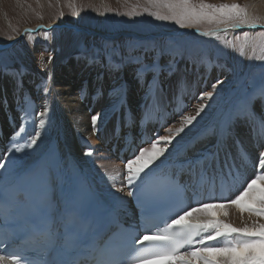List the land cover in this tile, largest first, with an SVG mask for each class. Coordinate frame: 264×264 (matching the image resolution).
Listing matches in <instances>:
<instances>
[{
  "label": "bare ground",
  "instance_id": "6f19581e",
  "mask_svg": "<svg viewBox=\"0 0 264 264\" xmlns=\"http://www.w3.org/2000/svg\"><path fill=\"white\" fill-rule=\"evenodd\" d=\"M257 3H261L260 6L264 10V0H253L246 12L248 18H251L253 9L258 7ZM249 21L255 26L245 24L240 28H231L221 25L212 30L234 34L243 30L264 29V24L262 26L251 19ZM40 26L25 28L8 43L0 44L1 52L21 42L25 36L22 34L26 31L37 33L52 28L59 32L56 40H51L48 44L39 42L23 53L20 66L26 68L25 75L16 73L0 78V157H3L0 162L11 167L9 157L17 158L18 153L13 155L7 151L11 147L10 140H14L22 148V152L29 153L28 156L19 153L20 157L23 156L21 170L32 169L43 155L57 156L55 176L59 209L63 202L74 198L76 194L71 184L72 170L69 161L71 158L79 172L92 183L98 202L107 207L115 220L128 221L134 215L132 207L134 196L128 195L130 188L125 179L126 162L138 154L140 147L146 144L150 147L148 141L156 135H173L175 129L182 123V116L196 115V110L201 105L204 106V111L192 125L185 128L188 135L180 133L169 146L172 155L165 162L164 173L174 174L179 171L183 175L184 185L190 187L194 196L202 199L201 203H227L246 187V181L254 179L255 174H264V169L258 166L254 168L260 152L264 151V99L258 97L254 101L253 113L257 119L243 116L244 118L237 119L238 121L232 125L230 132L222 135L217 121L220 120L221 110L227 104V100L221 99L222 92L219 88L221 85L218 87L216 84L215 88L213 85L220 82L225 84L230 80V73L224 69L219 70L216 64L214 65L213 53L210 58L213 70L211 74L204 70L202 76L197 78V75H193L196 64L183 61L173 66L176 67L174 75L158 77L157 80L161 82L160 90L163 92L161 95L151 89L155 79L151 72H144L141 78H138L131 65L128 66V72L124 71L123 74L120 69L109 70L106 60L101 57H90L83 62L75 55L87 39H99L102 42L116 40L120 43L123 39L138 40L144 37L129 31H118L114 35H108L101 30L80 28L72 23ZM208 31L188 27L181 28L179 32L178 30L164 32L159 34V37L170 34L181 37L187 33L213 37L201 34ZM246 59H249L248 55L244 59L245 65ZM230 61L235 62L233 57ZM81 68L82 72L79 70ZM183 73L192 75L178 76ZM213 80L214 84L211 85ZM194 81L195 87L191 88ZM20 82H26L27 85L19 87ZM178 84L190 88L183 90V104L178 101L176 95ZM182 89L184 88L180 90ZM205 92H212V98L201 99ZM180 93L182 95V92ZM218 104L219 108L216 111ZM40 112H45V115L40 117L38 115ZM211 113L213 118L209 124L206 123L205 128L210 129L215 125L214 128L200 131L199 133H204L201 146L192 147L190 140L195 139L199 133L192 131L191 128L199 123L203 125L205 118ZM35 115L37 119L34 118ZM93 115L98 116L95 125L92 124ZM29 118L33 121L32 125H29ZM40 119L45 121L43 128L40 127ZM250 123H255V126ZM252 128L256 129L255 133ZM169 129L172 130L171 133ZM37 132L40 133L37 145H34L33 149L25 148ZM181 137L184 139L181 140ZM178 149L180 151H174ZM89 151L92 152L91 156L86 155ZM165 155L168 156V153ZM206 156H218L220 166L225 171L226 164H235L236 170L227 180L218 178L211 183L200 176L199 167L194 172L189 167L190 161ZM161 160H164V157H161ZM212 162L215 168V159ZM158 163L160 162L157 161ZM207 163L208 161H205V165ZM105 168L117 172L114 176L113 172L109 171L105 174L103 173ZM7 175L4 170H0V177ZM202 182L207 184V189L200 185ZM9 183L11 182L0 178V189ZM258 185L264 187L260 182ZM209 188H214L212 195ZM190 208L187 210L191 211ZM212 211L214 212L211 218L219 219L236 228L264 224V216L252 215L247 211L240 212L234 205ZM193 217H185L181 223H192ZM235 235L233 234V237ZM221 238L226 242L225 238Z\"/></svg>",
  "mask_w": 264,
  "mask_h": 264
},
{
  "label": "snow or ice",
  "instance_id": "6c2138e0",
  "mask_svg": "<svg viewBox=\"0 0 264 264\" xmlns=\"http://www.w3.org/2000/svg\"><path fill=\"white\" fill-rule=\"evenodd\" d=\"M149 3L157 9L167 10L163 14L160 11L149 12L150 16L159 21H174L181 28L199 25L202 21L217 25L223 24L231 28H240L245 24L250 27L255 26L250 23L244 10L236 4L216 7L201 2L196 7L191 4L190 0H149ZM128 15H133V13H128ZM201 34L217 36L215 30ZM259 58L264 60V56ZM136 62L140 63L139 59ZM107 67L109 70H119V65L114 64L111 57L108 58ZM155 67V64L142 65L137 70V77L141 78L142 73L152 71ZM213 87L215 88V85ZM113 91H117V89H113ZM212 96V92H205L201 95V99L205 97L211 99ZM202 111H204L203 105L197 108L196 115H183L182 123L175 129L173 135H156L148 141L150 147H140L138 154L126 162L125 179L130 188L128 195L135 196L140 200L146 208L147 214H150L162 199L167 198L176 190V181L172 176L164 173L165 162L172 155L169 146L172 145L175 136L185 133V128L192 125ZM38 115L43 117L45 112H40ZM243 115L245 112L242 108L237 112V116ZM91 119L92 124L95 125L98 116L93 115ZM44 123L45 121L40 119L41 128L44 127ZM171 131L169 129L170 133ZM190 131L191 129H189ZM253 132L255 133L256 129H253ZM185 135L188 134L185 133ZM39 136L40 133L37 132L25 145V148L33 149V146L37 145ZM183 139L181 137V140ZM9 143L11 147L7 150L8 152L13 155L22 153V148L14 140H10ZM166 152L168 156L165 155ZM28 155L29 153L23 152V156ZM86 155L91 156L92 152L89 151ZM23 156L16 159L9 157L11 167L0 162V170H4L8 174L6 177L0 178L9 182L24 180L28 182L38 202L37 209L31 218L32 224L38 229L48 204L50 169L40 165L30 170H21ZM161 157H164V160H161ZM2 159L3 157H0V160ZM213 159L216 161L215 168H213ZM157 161L160 163L157 164ZM205 161H208L207 165H205ZM153 165L155 167H152ZM256 166L264 169V151L260 152L254 168ZM189 167L193 172L199 167L200 176L211 183H214L218 178L227 180L236 170L235 164H226L227 171H225L220 166L218 156H206L190 161ZM158 174L162 177V183H150V180ZM258 182L264 184V174H255L254 179H251L250 182L246 181V187H243L239 194L234 199H229L227 203H201L198 207H192L191 211L181 209L182 214L177 213L175 218H171V222L165 220L163 227L153 224L151 227H154L155 231H151L146 225L145 234L140 236H135L124 230L114 231L112 228H106L102 223H98L95 232L90 233L88 230H84L76 233L73 239L66 242L60 251L62 253L73 249L79 251L82 259L73 260L72 264H123L121 256L122 253H125L128 245H131L132 248L124 255L127 264H146V262L152 261H165L166 264H264V224L236 228L219 219L211 218L213 209L223 210L229 205L236 206L240 212L247 211L252 215L264 216V187L259 186ZM120 190L122 191L123 188ZM0 199H6L2 190H0ZM193 213H197V215L193 217L192 223L180 224L181 220L192 216ZM233 234L236 235L233 237ZM16 236L17 239L24 241L25 251L9 252L5 249L4 254H0V264H65L63 261L38 259L40 249L36 245L35 236L24 231H20ZM104 236L107 238L105 239ZM97 237L102 242H99ZM221 237L226 239L222 245L218 241V238ZM213 241L217 243H209ZM145 242H147V246H144ZM135 245L142 247L137 250Z\"/></svg>",
  "mask_w": 264,
  "mask_h": 264
},
{
  "label": "rangeland",
  "instance_id": "374dc122",
  "mask_svg": "<svg viewBox=\"0 0 264 264\" xmlns=\"http://www.w3.org/2000/svg\"><path fill=\"white\" fill-rule=\"evenodd\" d=\"M251 1L253 0H190L191 4L196 7L201 2L216 7L236 4L245 13ZM257 4L258 7L253 9L249 19L261 23L263 26L264 10L260 6L261 3ZM152 11H160L163 14L167 10L153 7L149 0H0V44L8 43L25 28H37L41 27L40 25L49 26L58 23H72L85 29L95 28L108 35H114L118 31H129L144 38L138 40L123 39L120 43L116 40L102 42L99 39H87L75 55L83 62L90 57H101L108 62V58L111 57L114 64L119 65L120 72L123 74L124 71L125 73L128 72V66L130 65L137 72L142 65L151 66L155 64L154 70L146 72H151L155 76L151 89L161 95L163 93L160 90L161 82L157 78L164 77L166 74L174 75L176 67L173 68V66L183 61H190V63L196 64L193 75L200 78L204 70H207V74L208 72L209 74L213 73L211 66L213 60V62L215 61L214 65L216 64L215 66L219 70L224 69L225 72L230 73H228L230 80L225 84L221 82L220 84H214L215 79L211 84H217L218 87L221 85L219 87L223 94H221V99L226 98L224 101L227 100V104L221 110L220 120L217 121L219 132L222 135L230 132L232 125L238 121L237 119L246 116L257 119L256 114L253 113L254 101L258 97L264 99V60L259 58L264 56V35H262L264 29L243 30L234 34L217 33V36L213 37L194 36L188 33L181 37L176 34L159 37V34L167 31L178 30L179 32L181 27L175 24L174 21L156 20L155 17L148 14ZM128 13H133V15H128ZM221 25L223 24L217 25L202 21L199 25L192 26V28L211 31L212 28ZM245 33H247V36H245ZM58 35L57 29L52 28L47 31L40 30L37 33H26L21 42L1 51L0 78L16 73L25 75L26 68L20 66L23 53L39 42L44 44L47 42L48 44L51 40H56ZM212 53L214 58L210 60ZM246 55L249 56V59H246L247 64L245 65ZM232 57L235 60L234 63L230 61ZM137 59L140 63L136 62ZM206 65L209 67H206ZM79 70L82 72L83 68ZM182 71L185 70L182 69ZM183 75L192 74L183 73L178 76ZM181 82L183 83V81ZM23 85H27L26 82H20L19 87H25ZM182 85L178 84L180 88L178 87L176 92L178 101L181 104H183V90L190 89ZM194 87L195 81L194 86L191 88ZM181 88L184 89L181 91ZM180 92H182V95ZM216 103H218V100ZM218 108L219 104L215 110L217 111ZM242 108L245 112L244 117L237 116V112ZM34 118L37 119V115ZM212 118L211 113L205 118L206 121L203 125L197 124L194 128H191L192 131L198 134L200 131L212 130L215 125L210 129L209 127L205 128L206 123L209 124ZM249 122L250 120L247 123ZM32 123V119L29 118V125H32ZM250 124H253V127L255 126V123ZM202 136H204V133H199L195 139L190 140L191 146H201ZM148 145L146 144L143 147ZM174 151L177 152L180 149ZM20 156L19 153L16 155V157ZM105 169L103 171L105 174L113 172L112 175L114 176L117 172V170L114 172L110 168L109 170ZM203 184L206 185V183ZM212 212L214 211H211V214ZM194 214L197 215V213H193L192 216L188 217H193ZM218 240L221 245L224 243L222 238ZM211 243L217 242L213 241Z\"/></svg>",
  "mask_w": 264,
  "mask_h": 264
},
{
  "label": "water",
  "instance_id": "95a60500",
  "mask_svg": "<svg viewBox=\"0 0 264 264\" xmlns=\"http://www.w3.org/2000/svg\"><path fill=\"white\" fill-rule=\"evenodd\" d=\"M218 32H221V31H217L216 33H218Z\"/></svg>",
  "mask_w": 264,
  "mask_h": 264
}]
</instances>
